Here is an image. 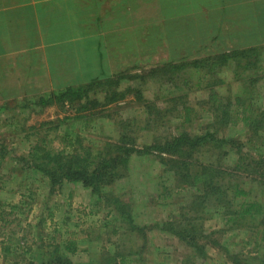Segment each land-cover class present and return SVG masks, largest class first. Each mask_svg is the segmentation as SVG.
Returning a JSON list of instances; mask_svg holds the SVG:
<instances>
[{"label": "rangeland", "instance_id": "obj_1", "mask_svg": "<svg viewBox=\"0 0 264 264\" xmlns=\"http://www.w3.org/2000/svg\"><path fill=\"white\" fill-rule=\"evenodd\" d=\"M146 57H140L143 62L137 71L93 81L97 86L88 95L87 111L67 104L41 107L39 98L28 100L27 106L21 105L23 100L0 104V214L6 213L0 215V264L27 263L37 257L41 245L60 243L68 232L75 233L81 243L79 250L69 255L72 264H103L115 251L127 259H137L138 255L142 262L132 264H234L233 257L254 264V243L242 249L237 232L216 233L212 237L215 243H203L207 257L191 259L193 254L186 246L160 231L159 225L170 215H177L192 193L167 196L168 189L174 188L173 181L153 156L135 155L127 172L106 188L108 199L118 197L130 207L136 228L115 210L108 213V209L94 206L90 192L79 185L67 184L49 194L48 181L33 175L21 161L39 139L46 143L52 140V146L61 147L66 135L76 137L83 147L100 149L118 141L122 134L140 148L177 134L185 115L190 119L186 131H205L212 92L218 98L234 100L247 91L254 107L264 105V60L259 70L250 67L237 81L233 67L197 69L188 62L183 69L166 74L165 56L148 57V63ZM257 134L263 136L264 132ZM225 135H234L242 143L249 137L242 124L227 128ZM252 143L260 141L254 138ZM252 145L245 146L244 151L254 157L257 151ZM260 177L258 171L246 172L241 182L251 197L264 204ZM11 202L22 204L11 211ZM220 218L219 213L204 217L201 224L205 235L221 228Z\"/></svg>", "mask_w": 264, "mask_h": 264}, {"label": "trees", "instance_id": "obj_2", "mask_svg": "<svg viewBox=\"0 0 264 264\" xmlns=\"http://www.w3.org/2000/svg\"><path fill=\"white\" fill-rule=\"evenodd\" d=\"M191 49H187L191 53L184 56H169V60L164 62L166 74H173L190 62L197 69L207 66L209 70L223 66L233 67L234 77L240 81L250 67L259 70L264 60V53L261 52L264 51V45L242 50L233 49L218 55L200 54L204 47L197 50L196 54ZM96 86L91 82L86 86L68 87L39 98V105H78V111H87V102L90 99L88 95ZM243 95L231 100L218 98L212 92L209 95V100L212 101L210 119L203 128L205 131L199 133L185 130L190 121L185 115L177 134L162 140L155 139L140 148L132 138L126 139L122 134L118 141L107 143L100 149L83 147L76 137L66 135V140H61V147L52 146V140L46 143L45 139H39L40 142L21 161L33 175L48 181L49 194L61 190L67 184L79 185L90 192L91 199L95 201L94 206L100 205L108 209V213L115 210L123 221L135 227L130 207L118 197L108 199L106 188L127 172L130 160L135 155L153 156L162 162L164 172L171 176L168 179L173 181L174 188L172 191L167 188V196H178L179 192L192 193L184 199L191 198L180 207L177 215H170L168 221L159 225L161 232L186 246L193 254L191 259L207 257L203 243H215L212 237L216 233L237 232L241 235L240 242L237 243L242 245V249L247 243H254V264H264V204L251 197L245 184L241 182L246 172L258 171L261 175L259 185H264V135L257 134L259 130L264 132V105L258 115L261 107H254L247 91ZM239 124H242L249 135L246 143L237 141L234 135H225L227 128ZM254 138L260 143L253 144ZM248 145H252L254 151H257L256 156L252 157L249 152L244 151ZM20 204L22 202L16 205L11 202L9 210H17ZM206 213L212 217L216 213L221 216V228L206 233L208 235H205L201 224L204 217L209 215ZM1 214L6 215L5 212ZM66 235L68 237H64L60 243L55 241L49 247L41 245L37 257L22 264H72L69 255L75 254L81 243L76 241L75 233L68 232ZM227 240L229 243V239ZM6 242L10 243L9 240ZM6 252H10L9 249ZM138 258L137 255V259H127L125 255L115 251L103 264H132L138 262ZM232 260L234 264H252L249 261L236 260V257ZM191 263L192 261L185 262Z\"/></svg>", "mask_w": 264, "mask_h": 264}, {"label": "crops", "instance_id": "obj_3", "mask_svg": "<svg viewBox=\"0 0 264 264\" xmlns=\"http://www.w3.org/2000/svg\"><path fill=\"white\" fill-rule=\"evenodd\" d=\"M260 45L264 0H0V104L137 71L142 56Z\"/></svg>", "mask_w": 264, "mask_h": 264}]
</instances>
